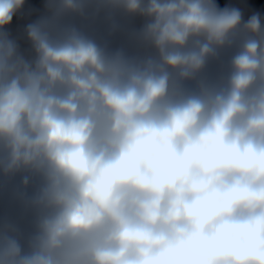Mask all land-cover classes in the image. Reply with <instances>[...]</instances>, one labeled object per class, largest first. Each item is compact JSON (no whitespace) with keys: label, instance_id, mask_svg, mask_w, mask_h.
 I'll list each match as a JSON object with an SVG mask.
<instances>
[{"label":"clouds","instance_id":"obj_1","mask_svg":"<svg viewBox=\"0 0 264 264\" xmlns=\"http://www.w3.org/2000/svg\"><path fill=\"white\" fill-rule=\"evenodd\" d=\"M0 264H264V0H0Z\"/></svg>","mask_w":264,"mask_h":264}]
</instances>
